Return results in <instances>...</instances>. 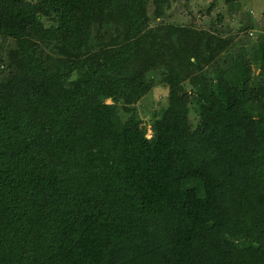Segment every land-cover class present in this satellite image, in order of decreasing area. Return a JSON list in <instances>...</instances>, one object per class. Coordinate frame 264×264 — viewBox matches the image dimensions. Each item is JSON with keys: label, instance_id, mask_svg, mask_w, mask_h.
<instances>
[{"label": "trees", "instance_id": "1", "mask_svg": "<svg viewBox=\"0 0 264 264\" xmlns=\"http://www.w3.org/2000/svg\"><path fill=\"white\" fill-rule=\"evenodd\" d=\"M170 1L0 0V264H264V35Z\"/></svg>", "mask_w": 264, "mask_h": 264}, {"label": "rangeland", "instance_id": "2", "mask_svg": "<svg viewBox=\"0 0 264 264\" xmlns=\"http://www.w3.org/2000/svg\"><path fill=\"white\" fill-rule=\"evenodd\" d=\"M240 4L243 8H252L257 13L254 14V12L249 11V13L243 14L239 19L237 14L232 15L231 17L227 14V5L224 3V0H171L167 11H165V14L160 19L154 18L152 14L148 12L151 20L149 26L144 30V32L147 33L149 29H154L157 32L152 34L160 36L163 28L160 32L158 31L160 26L163 24H188L199 29L200 27L208 29L211 18L214 16L217 17L220 11L224 13L223 19L225 18L224 20L226 26L224 34H222L223 38H233V42L231 43L229 50L235 51L240 47L250 48L249 46L256 49L260 40L263 38L259 35H264V20H261V17L258 16L261 15L264 10V0H240ZM216 8L218 11H216ZM244 38L247 41L244 42ZM152 58L154 59L155 56ZM211 67L212 66L209 65L210 69ZM259 70V67H256L254 64L251 65V71L255 76L259 74ZM164 75V70H157L156 74H151L150 78H153L154 80V85L151 88V91H149L140 102L134 105L143 122L147 124L148 137H151L153 134V128L150 124L152 115H158L168 103L167 96L169 89L161 81V79L164 78ZM211 75L212 74H208L207 76L209 77ZM188 80L189 77L184 74L182 82L187 85L186 89H189ZM190 114L193 123V119L197 116V111L196 108H194V105L191 107Z\"/></svg>", "mask_w": 264, "mask_h": 264}]
</instances>
